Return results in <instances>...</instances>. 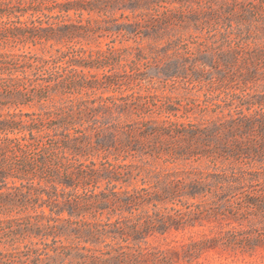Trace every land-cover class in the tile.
<instances>
[{
  "label": "clouds",
  "instance_id": "1",
  "mask_svg": "<svg viewBox=\"0 0 264 264\" xmlns=\"http://www.w3.org/2000/svg\"><path fill=\"white\" fill-rule=\"evenodd\" d=\"M0 264H264V0H0Z\"/></svg>",
  "mask_w": 264,
  "mask_h": 264
}]
</instances>
